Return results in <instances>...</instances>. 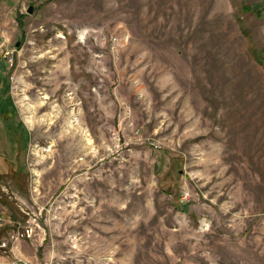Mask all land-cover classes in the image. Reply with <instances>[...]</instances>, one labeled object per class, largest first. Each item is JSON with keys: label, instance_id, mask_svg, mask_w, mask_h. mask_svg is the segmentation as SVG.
Listing matches in <instances>:
<instances>
[{"label": "rangeland", "instance_id": "obj_1", "mask_svg": "<svg viewBox=\"0 0 264 264\" xmlns=\"http://www.w3.org/2000/svg\"><path fill=\"white\" fill-rule=\"evenodd\" d=\"M0 150V264H264V0H0Z\"/></svg>", "mask_w": 264, "mask_h": 264}, {"label": "trees", "instance_id": "obj_2", "mask_svg": "<svg viewBox=\"0 0 264 264\" xmlns=\"http://www.w3.org/2000/svg\"><path fill=\"white\" fill-rule=\"evenodd\" d=\"M243 10H245V11H252V12L255 11L257 13V15H260L261 14L259 8L252 7L250 5H244L243 6ZM251 51H252L253 55L255 56V58L257 57V59H258V54H257L258 52L256 50H254V49H251ZM258 60H260V59H258ZM1 110L6 112V110H8V109H6L5 107L4 108L2 107ZM22 126H23V124H22ZM7 139H12V133L6 134V141H5L6 144H5V147L8 148L9 146H12L13 145V142H12V140L11 141H7ZM0 151H2V152H0V171L1 172H7V169L9 168L8 167V164H7V159H9V158L6 157V154H9V151H7V150H5V151L4 150H0ZM11 154H13V153H11ZM10 160H13L14 163L16 164V159H15L14 156H12L10 158ZM181 206H182V209L184 210L185 209V205L181 204Z\"/></svg>", "mask_w": 264, "mask_h": 264}, {"label": "water", "instance_id": "obj_3", "mask_svg": "<svg viewBox=\"0 0 264 264\" xmlns=\"http://www.w3.org/2000/svg\"><path fill=\"white\" fill-rule=\"evenodd\" d=\"M32 11H33V9L30 8L28 12H29V13H32ZM17 45H19V42L17 43Z\"/></svg>", "mask_w": 264, "mask_h": 264}, {"label": "built area", "instance_id": "obj_4", "mask_svg": "<svg viewBox=\"0 0 264 264\" xmlns=\"http://www.w3.org/2000/svg\"><path fill=\"white\" fill-rule=\"evenodd\" d=\"M0 219H1V216H0Z\"/></svg>", "mask_w": 264, "mask_h": 264}]
</instances>
